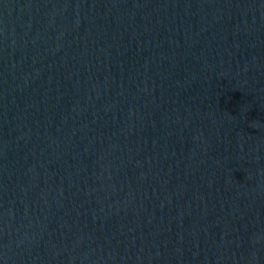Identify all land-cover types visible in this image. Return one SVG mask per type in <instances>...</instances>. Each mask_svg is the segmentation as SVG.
I'll return each instance as SVG.
<instances>
[{"label":"water","instance_id":"95a60500","mask_svg":"<svg viewBox=\"0 0 264 264\" xmlns=\"http://www.w3.org/2000/svg\"><path fill=\"white\" fill-rule=\"evenodd\" d=\"M0 264H264V0H0Z\"/></svg>","mask_w":264,"mask_h":264}]
</instances>
